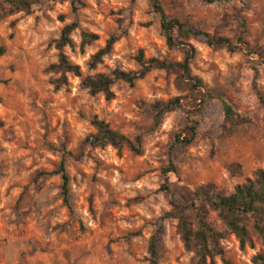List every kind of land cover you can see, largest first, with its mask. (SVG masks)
<instances>
[{
  "label": "rangeland",
  "instance_id": "1",
  "mask_svg": "<svg viewBox=\"0 0 264 264\" xmlns=\"http://www.w3.org/2000/svg\"><path fill=\"white\" fill-rule=\"evenodd\" d=\"M159 1L165 16L239 48L229 54L190 41L192 75L211 96L203 108L199 95L170 107L190 93L161 71L133 88L117 82L109 102L81 87L86 77L139 71L140 52L145 60L183 61L181 52L168 50L151 0H81L76 12L72 0H48L30 15L0 20L6 49L0 57V264H150L148 246L156 234L158 264H194V251L184 248L177 222L167 217L163 186L194 191L210 185L229 196L264 171V105L257 93L264 97V64L256 55L264 49V0ZM71 24L77 25L73 48L64 54L82 78L69 75L68 86L57 91L52 82L59 76L48 69L58 62L54 43ZM83 33L98 40L81 51ZM114 35L120 40L90 70L91 57ZM223 104L249 123L226 119ZM95 120L131 141L140 138V153L92 148L87 141L97 133ZM194 124V142L181 147L176 137ZM170 166L176 173L164 176ZM208 222L224 230L215 213ZM250 240L254 248L241 249L226 235L224 256L215 264H253L264 256V243L252 230Z\"/></svg>",
  "mask_w": 264,
  "mask_h": 264
},
{
  "label": "trees",
  "instance_id": "2",
  "mask_svg": "<svg viewBox=\"0 0 264 264\" xmlns=\"http://www.w3.org/2000/svg\"><path fill=\"white\" fill-rule=\"evenodd\" d=\"M48 0H7L6 6L0 7V20L14 16L19 13L30 15L33 8L42 6ZM76 4H81V0H72L74 11L78 10ZM151 8L155 15L160 18V33L165 39L166 46L170 51H179L183 54V61L180 63L160 61L157 59L145 60L143 52L136 57V63L140 70L137 72L116 71L112 77L98 74L86 77L82 80L81 87L88 91L91 96L103 95L106 101H112L114 94L112 88L117 82H122L133 88L137 82L145 79L153 71H161L167 75L175 76L177 88L187 89L190 93L185 98H177L170 102V107L180 108L181 102L188 100L195 95L200 101L199 108H203L207 101L211 99L209 94L203 93L202 81L192 75L190 66L196 56L194 47L190 44L191 40L199 41L212 50L225 49L229 54H235L239 48L235 47L227 39H214L208 34L202 33L189 27L177 19H171L164 15L160 1L151 0ZM77 30L76 24L67 25L63 28L60 38L54 43L58 51V62L48 69V72L59 76L52 82L55 90L59 91L68 86V76L82 78L80 67L73 65L64 54L66 48H73L71 39L72 34ZM98 40L93 34L83 33L80 49ZM120 40L114 35L106 43L105 47L91 57L88 64L90 70L102 62V59L109 55L113 47ZM246 47V44H243ZM6 49L0 46V57L5 56ZM262 59L264 64V49L256 54ZM255 89H257L255 85ZM261 103L264 105V97L257 92ZM223 111L226 119L234 122L237 126L249 123L248 120L237 116L232 108L223 104ZM96 128V135L88 139V144L92 148L111 147L121 153L123 149H128L132 153H140L141 141L136 138L131 141L124 135L113 131L104 122L95 120L93 123ZM198 125L185 128L182 132L184 136L178 135L176 143L181 147L190 146L196 137ZM171 172L176 173L175 168L170 166L163 171L166 176ZM59 175L63 181L62 196L64 204L70 208L69 201V178L66 174L64 164H61ZM163 191L169 198L171 208L167 217L177 222V233L179 234L184 248L187 251H194V264H215L216 258H223L224 251L220 247L226 235L234 236L239 242L240 248L247 246L254 248L250 240V230L254 231L264 243V171H257L252 179L246 180L242 185L235 187L234 193L223 196L214 192L212 186H202L194 191L185 188H170L163 186ZM216 214L223 226V231H217L209 222V213ZM159 234L153 236L149 242L148 254L150 264H158V244ZM253 264H264V256H257L253 259Z\"/></svg>",
  "mask_w": 264,
  "mask_h": 264
}]
</instances>
